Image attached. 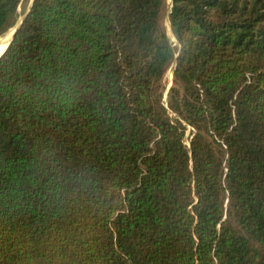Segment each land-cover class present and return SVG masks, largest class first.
<instances>
[{
    "label": "trees",
    "instance_id": "obj_1",
    "mask_svg": "<svg viewBox=\"0 0 264 264\" xmlns=\"http://www.w3.org/2000/svg\"><path fill=\"white\" fill-rule=\"evenodd\" d=\"M166 4L0 0V264H264V0Z\"/></svg>",
    "mask_w": 264,
    "mask_h": 264
},
{
    "label": "rangeland",
    "instance_id": "obj_2",
    "mask_svg": "<svg viewBox=\"0 0 264 264\" xmlns=\"http://www.w3.org/2000/svg\"><path fill=\"white\" fill-rule=\"evenodd\" d=\"M170 10H171V0H167L166 7L164 9V13H163L162 18H161V25H162L163 29L165 30L166 34L170 37V39L175 43V45L178 46V43H177V41H176V39H175V37L173 35V30H172V27H171V24H170V20H169ZM14 28L15 27L11 28L7 33H5L3 35V37L0 39V43H1L3 38H4L5 45L11 40ZM8 38H9V40H8ZM165 83L167 84V88H168V86L171 83V71H169L167 73V75L165 77Z\"/></svg>",
    "mask_w": 264,
    "mask_h": 264
},
{
    "label": "water",
    "instance_id": "obj_3",
    "mask_svg": "<svg viewBox=\"0 0 264 264\" xmlns=\"http://www.w3.org/2000/svg\"><path fill=\"white\" fill-rule=\"evenodd\" d=\"M171 4H172V0H171ZM31 7H32V4L29 6L28 11H30ZM27 14H28V12H27V13H26L21 19H19V21L17 22V24L14 26L15 28H14V31H13V34H12V38H11V40L8 42V44H7L6 48H5V50L3 51V53L7 50V48H8L9 45L11 44L12 40L14 39L16 33H17L18 30L21 28V26H22V24H23V22H24V20H25V18H26V16H27ZM179 50H180V46H179ZM3 53L0 54V56H2ZM173 71H174V68L171 70V83H170V85H169L168 88H167V92H168V91L170 90V88L172 87Z\"/></svg>",
    "mask_w": 264,
    "mask_h": 264
},
{
    "label": "bare ground",
    "instance_id": "obj_4",
    "mask_svg": "<svg viewBox=\"0 0 264 264\" xmlns=\"http://www.w3.org/2000/svg\"><path fill=\"white\" fill-rule=\"evenodd\" d=\"M171 34H172V33H171ZM171 36H172V35H171ZM8 40H9V38H8ZM8 40H7V41H8ZM7 44H8V43H7ZM7 44L5 45V43H4V38H3V39H2V42L0 43V54L3 53V51L5 50Z\"/></svg>",
    "mask_w": 264,
    "mask_h": 264
}]
</instances>
